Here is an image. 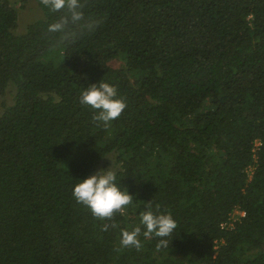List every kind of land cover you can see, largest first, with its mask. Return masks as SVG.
<instances>
[{
    "label": "trees",
    "instance_id": "obj_1",
    "mask_svg": "<svg viewBox=\"0 0 264 264\" xmlns=\"http://www.w3.org/2000/svg\"><path fill=\"white\" fill-rule=\"evenodd\" d=\"M36 2L21 34L0 0V264H264V0H81L100 24L71 43ZM102 80L107 128L80 103ZM110 155L133 202L101 221L72 193ZM146 210L177 228L123 248Z\"/></svg>",
    "mask_w": 264,
    "mask_h": 264
},
{
    "label": "clouds",
    "instance_id": "obj_2",
    "mask_svg": "<svg viewBox=\"0 0 264 264\" xmlns=\"http://www.w3.org/2000/svg\"><path fill=\"white\" fill-rule=\"evenodd\" d=\"M52 12H63L56 21L48 26V32L59 33L60 43L74 42L78 36L92 33L99 26L100 21L86 19L83 8L85 5L81 0H40ZM80 103L97 110L93 116L95 122H100L107 128L113 120L121 116L127 107L126 99L118 96L115 86L102 80L98 84H92L81 93ZM117 173L110 167L101 169L96 174L80 180L73 190V197L77 203L90 209L94 218L104 221L113 220L116 213L124 214L127 206L133 202V196L128 190L116 183ZM140 224L132 230L124 229L121 232L120 244L123 248H142L140 236L145 239L153 235L160 238L169 237L177 228V222L171 213L156 214L152 210L141 213ZM116 227L115 222L111 225L105 224L103 230L108 227ZM169 241L161 239L156 245L157 250L161 247L167 248ZM119 251V249H117Z\"/></svg>",
    "mask_w": 264,
    "mask_h": 264
},
{
    "label": "rangeland",
    "instance_id": "obj_3",
    "mask_svg": "<svg viewBox=\"0 0 264 264\" xmlns=\"http://www.w3.org/2000/svg\"><path fill=\"white\" fill-rule=\"evenodd\" d=\"M11 3L15 5V7L19 10V21H18V33H23L26 27L33 23L34 21L42 18V12L38 7L36 0H9ZM111 66L114 68H119L122 65L120 60H115L110 63ZM15 91L12 87H10L6 93L1 96L0 99V114L4 112V110L12 105L14 100ZM115 155H110L106 157L100 164L99 168L97 169L96 173L99 172L101 169L107 170L110 167L116 172L118 166L116 164ZM95 173V174H96ZM237 215H242L237 213ZM236 215V216H237Z\"/></svg>",
    "mask_w": 264,
    "mask_h": 264
}]
</instances>
